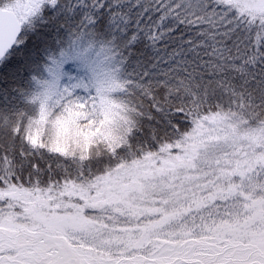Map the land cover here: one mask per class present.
Returning a JSON list of instances; mask_svg holds the SVG:
<instances>
[{
    "label": "snow or ice",
    "instance_id": "snow-or-ice-1",
    "mask_svg": "<svg viewBox=\"0 0 264 264\" xmlns=\"http://www.w3.org/2000/svg\"><path fill=\"white\" fill-rule=\"evenodd\" d=\"M0 264H264V0H0Z\"/></svg>",
    "mask_w": 264,
    "mask_h": 264
}]
</instances>
